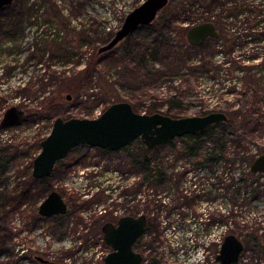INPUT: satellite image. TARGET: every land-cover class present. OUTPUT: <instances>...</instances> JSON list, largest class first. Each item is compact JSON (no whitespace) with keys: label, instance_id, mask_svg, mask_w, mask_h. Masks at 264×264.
Returning <instances> with one entry per match:
<instances>
[{"label":"rangeland","instance_id":"obj_1","mask_svg":"<svg viewBox=\"0 0 264 264\" xmlns=\"http://www.w3.org/2000/svg\"><path fill=\"white\" fill-rule=\"evenodd\" d=\"M78 1L84 3L82 8L79 7ZM78 1L57 2L64 6V15L69 19L68 22H71L70 26L78 27L77 31L63 32L60 40L69 42L71 52H75L73 57L80 58L79 69H83L96 47L99 49L105 44H102L101 40L105 37L111 39L122 26L126 15L144 0ZM175 2L176 0H169L168 6H173ZM52 4L53 2L47 3L42 7L41 21L48 17V10L50 13H56L59 9L58 5ZM179 16L176 22L166 26L163 31V35L169 39V44L174 45V49L169 50V57H165L163 53L157 60V40H161V36L156 30L155 22L133 34L129 43L135 49L132 55L125 53L129 45L126 39L107 53L104 52L106 55L99 57L95 75L90 79L92 83L89 81L92 87L87 89L90 83L86 82L74 92H63L58 95V105L47 109L40 108L41 111L36 113L37 108L41 107L40 100L46 99L48 93L52 95L51 90H55V94L59 92L60 88L55 85L54 80L46 82L45 85L41 84L38 89L35 87L37 94L33 93L34 96L18 95L15 98L11 97L13 95L7 96V93L1 95L0 212L7 216L11 233L8 240L9 252L0 254V264H37V256L48 259L50 264H104L103 257L111 248L105 243L93 222L98 221L100 217L102 223L110 219L112 210L119 214L130 211L136 213L139 210L137 196L127 194L137 189L140 168L128 160L124 149L103 151L99 147L79 145L57 164L56 170L46 180L49 186L33 177V160L40 151L41 140L50 133L56 117H97L116 101H128L140 113H166L170 106L169 99L174 96L182 103L177 112L178 117L202 115L204 110L214 111L222 108L226 109L224 111L227 114L228 109L241 110L244 113L257 111L252 108L254 105L264 109V94L255 104L250 101V96L247 99L237 94L243 85L241 70L239 73L233 71L232 77L227 76L229 69L236 66L238 61L242 63V67H247V70L253 73L264 71V43L259 46L237 44L230 48L224 38L219 36L206 39L205 52L198 48H188L186 23L189 20H183L184 14ZM81 27L86 28L87 33L91 35L89 42L93 37L100 41L94 42L92 39L93 42L79 47L78 43L82 38V31H79ZM96 28L99 33L95 34ZM35 35L36 32L27 28L19 36L23 48L20 54L14 50L10 55L9 44L5 45L6 52L0 56V76L5 72L4 68L8 71L9 67L16 66L0 80L9 92L10 89L18 87L20 82L24 85L32 74L37 77L44 74L45 69H40L41 65L36 64L35 57L27 62L30 56H39L41 53L39 51L31 54L33 49L30 50L29 46ZM179 49L188 50L191 55V59L181 66L177 65L174 55ZM212 50L214 53L211 56ZM257 51L259 53L255 54ZM239 55L243 57L240 58ZM207 57H210L213 66L200 67L198 71H194V66L200 64L197 59L205 58L208 64ZM145 58L149 60L144 61ZM45 60L46 63H53L51 68H48L50 71L46 69L49 74H53L54 69L65 70L59 64L61 60L52 57V53L46 54ZM261 87L264 89V84ZM41 88L44 89L40 90ZM13 105H18L24 110V117L16 125L4 126L1 124L3 115ZM249 108L250 110H247ZM247 138L243 149L247 145L248 148L251 147V153L256 154L259 148L264 153L263 122L258 124ZM174 144L175 147L165 145L156 150L152 154L155 162H161L160 166L166 169L168 176L171 173H182L184 169L189 170V173L183 176L179 186H176L171 178L166 186H157L155 181L146 178L142 195L148 225L135 248L144 254L147 264H151L155 254L158 259L156 264H197L195 258L202 255L206 259L205 263L198 264H216L214 257L219 252L218 239L224 231L221 224H226V231L237 226L234 217H230L231 207L234 205L226 187L228 183L239 184L238 179L247 169V162L241 159L231 160V163L219 162L213 175L205 167L194 168L190 160L180 158L182 142L176 140ZM213 145L210 142L206 147ZM233 146L231 141L228 146L231 159L234 157ZM4 157L6 160L3 162ZM175 168H178V171ZM219 174L223 175L225 182L224 191H221L224 195L221 194L220 197L219 187H223V183H218ZM260 177L264 182V172ZM211 189L209 197L207 192ZM52 190L62 194L68 203V211L52 217L41 216L38 212L39 206ZM186 190L194 191L197 195L195 205L172 211L175 198L179 197L180 201V195L185 194ZM204 194L206 196H203ZM239 205L238 209L234 210L240 227L239 233L253 231L264 239V193L255 199L245 192ZM220 210L229 217V221L221 222L218 215ZM237 264H264V249H259L254 243H248Z\"/></svg>","mask_w":264,"mask_h":264},{"label":"trees","instance_id":"obj_2","mask_svg":"<svg viewBox=\"0 0 264 264\" xmlns=\"http://www.w3.org/2000/svg\"><path fill=\"white\" fill-rule=\"evenodd\" d=\"M57 1L58 0H14L12 4L0 9V56L2 53L6 52V44H9L10 46V55L14 50L16 53H22V41L19 39V36H21L27 28H30L36 32V35L31 39L29 46L30 50L33 49L31 54L34 52L38 53L39 51L41 53L39 56L36 54L30 56L27 58V62L30 58L35 57L37 59L36 64L41 65L40 69H45L44 74L42 73L41 75L42 77H37V75L32 74L33 76L31 75L30 79H28L24 85L20 82L19 86L14 87V89H10V92L4 88L3 83L0 82L1 99H3V96H1L3 93H7V96L13 95L11 97L15 98L18 97V95H25L27 97L34 96V94H37L36 89L40 88L39 86L41 84L45 85L46 82L49 83L50 80H54L55 85H58L60 88L59 92L57 91V94L54 93L55 90H51L50 92H53L52 95H50L51 93H48L49 95L46 97V99L43 98L40 100L41 107L37 108L36 113H38L39 110L41 111L40 108L47 109L54 105H58V95L62 94L63 92H74L79 89L80 86H83L86 84V82H89L90 79L95 75L94 71L96 69L97 63L100 61L99 57L104 56L107 53H99L98 48L96 47L89 57L86 66L83 69H79V64L81 63L80 58L75 59L73 57V53L75 52H71L68 45L69 42L60 40L62 37L61 34L63 32L72 30L77 31L78 27L70 26L71 22H68L69 19L64 15V6L60 5ZM52 2V5H58L59 9H57L56 13L54 11L53 13H50L48 10L46 12L48 17L41 21V18H43V13L41 11L43 9L42 7L45 4ZM71 2H74V0H71ZM78 2L79 7L82 8L84 3H81L80 1ZM76 10L77 9H75V11ZM68 13H70L69 10ZM179 14H184L185 19L183 20L190 21L186 23V28L203 21L213 20L219 29L220 37L224 38L225 42L230 48H234L237 44L241 46L242 44L259 46V44L264 43V0H176L173 6L170 7L167 5L160 12V15H158L156 21L153 22L157 23L156 30L160 34L159 36H161V40H157V60L159 55H163V53L165 57H169L171 55L169 50L174 49V45L169 44V39L163 35V31L166 26L172 25L173 22H176V20L179 19ZM153 23L143 27L151 26ZM141 28L142 27L139 29ZM79 31H82L80 32L82 34V38L79 40V47H83L87 43L89 44L90 42H93L91 41L92 39H94V42L100 41V39L93 37L89 42L88 38H90L91 35L87 33L88 30L86 28L81 27ZM96 33H99L97 28L95 29V34ZM231 34H233V36ZM132 38L133 34L126 39V42L129 44ZM107 39V37L103 38L101 40L102 44L106 43L110 38L108 40ZM12 44L15 46L13 47ZM186 46L188 48H198L203 50V52L205 51V43L199 46H192L186 42ZM134 51L135 49L132 44H129L125 49V53L128 55H132ZM176 52L179 53V55ZM50 53H52V57H58L61 60L59 61V64H61L60 66L65 70L56 71L54 69L53 74L46 72V69L49 70L48 68H51V65L53 64H49V62L46 63L45 60V55H49ZM257 53H259V51H257L255 54ZM174 55L178 66H181L182 64L184 65L185 62L187 63L191 57L188 50L180 51V49L176 50ZM239 56H241L240 58L243 57V55ZM147 60L149 59H144V61ZM1 61L2 60L0 59V62ZM197 61H199L200 64L198 63L199 65H195L194 68L192 67L194 71H198L200 67L209 68L205 58L197 59ZM68 67L71 68L69 69ZM15 68L16 66H11L9 67L8 71H12V69ZM70 70L72 71L70 72ZM4 71L5 72H2L0 76V80H2V78L5 77L8 72L6 68H4ZM90 82L92 83V80ZM91 83L87 89L92 87ZM35 87L36 89L34 90ZM42 89L44 88H41L40 90ZM181 104V101H179L175 96L172 97L169 99L170 106L166 114L173 117H178L179 115H177V112L179 111L178 109H180ZM228 110L229 112L227 121L216 123L204 131L195 134H187L178 137L171 140L166 145L175 147L176 145L174 142L179 140L182 142L179 151L180 153L189 155L191 160H199L201 164H206L208 166H212L219 161L231 163V160L237 161V159L247 162V169L242 172V176L240 179H238L239 184L235 186V184L228 183L226 191L235 200L238 193H241L242 195L243 193L248 192L249 197L253 196V198L255 196H261L264 193V182H262L260 179V173L257 174L251 171V165L259 156V154H263V150L261 151L259 148L257 149V153L254 154V152H250L251 147L248 148L247 145L245 146V149H243V147L248 141V135H251L255 131L258 124L261 122L264 123V109L252 111L249 108L247 110L250 111H247L246 113L241 110ZM209 112L211 111L204 110L202 114H207ZM231 141L234 144L233 159H231L228 149ZM210 142L214 145L207 148L206 144ZM164 146L165 145H162L160 147ZM160 147L154 150H149L145 147L140 139H137L132 144L124 147L123 149L127 152L128 160L140 169L144 170L145 178L156 181L157 174L160 175V172L164 167L155 162L156 160L152 154ZM103 151L108 150L103 149ZM4 160H6V157L2 159L3 162ZM61 161L62 160L58 161L57 164ZM55 170L56 167L54 171ZM50 177L51 175L40 179L39 181H41V183L45 186H49L46 184V180H48ZM101 219L102 217L98 218V221L95 220L93 222L96 224L97 229H99L97 231H100V226L102 225ZM10 233L11 225L7 219V216L5 214L2 215L0 212V254L9 252L8 240L10 238ZM258 236L259 235L254 234V236L251 238H245L244 241L246 245H248V243H254L259 249H264V239ZM37 264L49 263L38 262Z\"/></svg>","mask_w":264,"mask_h":264},{"label":"water","instance_id":"obj_3","mask_svg":"<svg viewBox=\"0 0 264 264\" xmlns=\"http://www.w3.org/2000/svg\"><path fill=\"white\" fill-rule=\"evenodd\" d=\"M13 2L14 0H0V9ZM168 3L169 0H144L126 15L122 26L107 43L99 47L98 52L110 51L140 27L153 23ZM218 36L217 25L213 20L189 26L186 31L187 41L192 45H201L208 37ZM24 114L23 109L13 105L5 111L1 124L16 125L23 119ZM227 120L228 114L223 110L181 117L162 112L140 113L128 101L113 102L99 116L93 118L58 116L50 133L40 142V151L33 160L32 175L38 180L50 176L57 162L67 157L79 145L117 151L140 139L147 149L154 150L175 138L204 131ZM251 171L264 172V154L254 160ZM67 211L68 203L57 190H52L38 209L39 214L44 217L65 214ZM147 222L148 217L144 213L137 217L122 216L117 224L105 222L102 226L103 239L112 250L105 255L104 264H143V255L134 249V244L144 233ZM243 248L242 241L236 235L227 234L217 259L222 264H236ZM37 260L48 262L41 256H37Z\"/></svg>","mask_w":264,"mask_h":264},{"label":"flooded vegetation","instance_id":"obj_4","mask_svg":"<svg viewBox=\"0 0 264 264\" xmlns=\"http://www.w3.org/2000/svg\"><path fill=\"white\" fill-rule=\"evenodd\" d=\"M217 30H218V32H219V29H218V27H217ZM219 36H220V32H219ZM218 36V37H219ZM208 38H214V37H208ZM207 41L205 40L204 42H203V44L204 43H206ZM189 43V42H188ZM190 44V43H189ZM190 45H192V44H190ZM202 45V44H201ZM192 46H199V45H192ZM205 52V51H204ZM214 53V50H212L211 52H210V55L212 56V54ZM206 55V54H205ZM208 59L210 58V57H207ZM234 63H235V61H234ZM237 65L236 66H234L233 68L231 67L230 69H229V71L230 72H228V75L227 76H230V77H232V75L234 74V72L233 71H236V72H240V70L242 71V77H241V82H242V87L240 88V90L238 91V93L237 94H239V95H241V96H243L244 98L246 97L247 99H248V97L250 96V101H252L254 104L255 103H257L258 101H259V99H260V97H262L263 96V94H264V89L261 87L264 83H263V81H264V71H257V72H255V73H253L252 71H249V70H247V67H242V63L240 62V61H238V63H236ZM208 65H209V68L211 67V66H213V63L211 62V59H209V63H208ZM256 69H258L257 67H256ZM258 77H260V78H258ZM231 79V78H230ZM261 106H253L252 108L253 109H255V110H259V109H261L260 108ZM223 109V111L224 110H226L225 108H222ZM222 109H218V110H222ZM211 111V110H210ZM157 155H159V154H157ZM179 156H181L180 158H185V159H188V160H190L192 163H193V165L195 166L194 168H197V167H205V169H207V170H210L209 172H211V174H213L214 173V170H215V168L216 167H218V164H219V162H221V161H219V162H217L216 164H214V165H212V166H208V165H206V164H201V162L198 160H191L190 159V156L189 155H186V154H180ZM192 157V156H191ZM157 163H161V162H157ZM176 169V171H178V168H175ZM187 173H189V170H187V169H184V171L182 172V173H171V175H169L168 176V172L166 171V169L165 168H163L162 169V171L160 172V175L159 174H157V179H156V181H157V186H166V183L168 182V180H169V178H171V180L173 181H175L174 183H175V185L176 186H179V183L184 179V175H186ZM255 173V172H254ZM260 174H261V172H259ZM259 173H257V174H259ZM129 174V173H128ZM138 174H139V185H138V187H137V189L136 190H134L132 193H129V194H127V196L128 195H131V196H137V205H138V212H136V213H134V212H123V213H121V214H119V213H117V212H115V211H110V219H108V220H106V221H104L103 223H102V225L100 226L101 228H100V233L102 234V238H103V233H102V226H103V224L105 223V222H112V223H114V224H117V222H118V219L120 218V217H122V216H126V215H131V216H134V217H137V216H139V215H141V214H146L145 213V210H144V197H143V195H142V186H143V183H145V181H146V178H145V172H144V170H142V169H139L138 170ZM221 174H222V172H221ZM221 174H219L218 175V183H219V185H221L222 183H223V187H219V197H220V195L221 194H223L224 195V193H222L221 191L223 190L224 191V177H223V175H221ZM130 175V174H129ZM214 175V174H213ZM38 180V179H37ZM155 181V182H156ZM196 185V184H195ZM238 184H235V186H237ZM257 187H258V185H257ZM212 188V187H211ZM195 190V189H194ZM214 190H215V188H214ZM206 191V190H205ZM209 192V193H208ZM207 192V195L209 196V197H211L210 196V194L212 193V189L210 190V191H208ZM188 193H190V195H188ZM193 193V194H192ZM199 196V195H198ZM203 196H206V194H204ZM196 197H197V195L196 194H194V191H188V190H186V193L185 194H181L180 195V201H179V197H178V199H176L175 198V201H174V206H172L171 207V210L173 211L174 209H177V210H179L181 207H184V206H194L195 205V199H196ZM232 197V196H231ZM241 197H242V195H241V193H238L237 194V198H236V200L235 199H233V205L234 206H232L231 207V212H230V210L228 211V212H230V213H232V215H230V217L232 216V217H234V221H235V223H237V226L235 225L234 227H233V229L231 228V229H227V231H226V229H225V227H226V224L224 223V224H221V226L223 227V229H224V231H223V233H222V242H221V245H222V243H223V240H224V238H225V236L227 235V232H228V234H234V235H236L241 241H242V243H243V245H244V248H243V250H242V252H241V256H242V254H243V252H244V250H246V248H247V245H246V243H245V238H247V237H252V236H254V233H253V231L252 232H250V233H245V234H240L239 233V224H238V222H237V220H236V218H237V214L234 212V210L235 209H238V207L240 206L239 204H240V202H241ZM183 198H185L186 200H184ZM222 198H223V196H222ZM255 199H257V198H259V196H255L254 197ZM114 205V204H113ZM222 207V206H221ZM194 208V207H193ZM232 210H233V212H232ZM222 210H220V213L218 214L219 215V219L221 220V222H225L226 220L227 221H229L228 219H229V217L228 216H226V214H224V212H221ZM195 213H196V211H194ZM180 213H184V212H180ZM197 214V213H196ZM148 217V216H147ZM240 217V216H239ZM210 219V218H209ZM147 225H148V222H147ZM225 226V227H224ZM147 230V226H146V228H145V231ZM229 230H230V232H229ZM145 231H144V233H145ZM233 231V232H232ZM144 233L139 237V239L136 241V243L134 244V249L136 250V251H138V252H140L139 250H137L135 247H136V245H137V243H138V241H140V239L142 238V236L144 235ZM258 237H261L260 235L258 236ZM104 240V239H103ZM106 243V242H105ZM107 244V243H106ZM107 245H109V244H107ZM221 245L219 246V252H220V247H221ZM109 247L111 248V250H112V247L109 245ZM110 250V251H111ZM109 251V252H110ZM108 252V253H109ZM219 252H218V254H219ZM107 253V254H108ZM141 253V252H140ZM142 255H143V264H147L146 263V260H145V257H144V254L143 253H141ZM217 254V255H218ZM217 255H215V257H214V260H215V262H216V264H222L218 259H217ZM241 256H240V258H241ZM105 257V256H104ZM104 257H103V259H104ZM44 258V257H43ZM46 259V258H45ZM46 260H48V259H46ZM240 260V259H239ZM40 262V261H39ZM158 262V259H157V256H156V254L154 255V257L152 258V261H151V264H156ZM239 262V261H238ZM237 262V263H238ZM43 263V262H42ZM47 263H49L50 264V261L48 260V262ZM207 263H208V261H207ZM236 263V264H237Z\"/></svg>","mask_w":264,"mask_h":264},{"label":"built area","instance_id":"obj_5","mask_svg":"<svg viewBox=\"0 0 264 264\" xmlns=\"http://www.w3.org/2000/svg\"><path fill=\"white\" fill-rule=\"evenodd\" d=\"M263 154H264V153H263ZM222 236H223V235L221 234L220 237H219V239H218L219 246L221 245V242H222ZM205 260H206V259H205V257H204L203 255L200 256V257H198V258H197V257L195 258V261H196L197 264H198L199 262H201V263L204 262V263H205Z\"/></svg>","mask_w":264,"mask_h":264}]
</instances>
